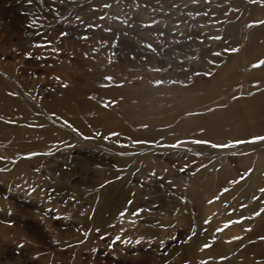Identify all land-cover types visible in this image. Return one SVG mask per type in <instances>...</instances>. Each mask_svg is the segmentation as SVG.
<instances>
[{
    "label": "rangeland",
    "instance_id": "obj_1",
    "mask_svg": "<svg viewBox=\"0 0 264 264\" xmlns=\"http://www.w3.org/2000/svg\"><path fill=\"white\" fill-rule=\"evenodd\" d=\"M264 0H0V264H264Z\"/></svg>",
    "mask_w": 264,
    "mask_h": 264
},
{
    "label": "snow or ice",
    "instance_id": "obj_2",
    "mask_svg": "<svg viewBox=\"0 0 264 264\" xmlns=\"http://www.w3.org/2000/svg\"><path fill=\"white\" fill-rule=\"evenodd\" d=\"M264 23V22H261ZM259 64L264 65V60L260 61ZM257 139H264V137H257Z\"/></svg>",
    "mask_w": 264,
    "mask_h": 264
}]
</instances>
